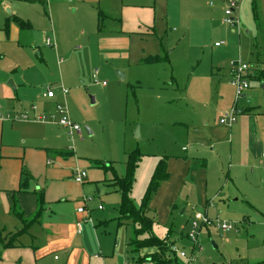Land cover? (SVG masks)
Here are the masks:
<instances>
[{
    "label": "crops",
    "instance_id": "0c3cea01",
    "mask_svg": "<svg viewBox=\"0 0 264 264\" xmlns=\"http://www.w3.org/2000/svg\"><path fill=\"white\" fill-rule=\"evenodd\" d=\"M219 1L217 6L211 4L213 8L216 6L214 12L217 13L225 9L227 2ZM238 1L242 4L247 0ZM248 1L252 3L257 19L264 17V0ZM192 2L196 3V0H180V3H189L191 7ZM36 3L49 9L45 22L41 20L40 23L27 15L24 16L27 7L35 6ZM157 16L158 0H0V72L8 71L0 77V91L6 98L12 96L7 99V107L0 108V264H124V258H120L118 242L114 240L113 235L103 234L99 228L101 225L95 226L93 215L98 211L107 212L106 198L110 195L113 197L112 203L120 206L121 194L113 183L116 177L126 176L127 162L122 172H116L112 166V176L98 169L87 171L88 164L76 158L74 151L65 152L61 148L60 144L70 136L69 130L61 127L57 119L44 123L37 120L18 121L14 118L25 113L33 119L49 116L56 111L59 104L68 106L69 100L73 101V98L69 97L70 91L66 95L62 91L69 88V85H79V79L82 77L80 71L86 68L89 61L119 59L120 62L127 61L132 64L131 42L140 44L149 39L148 37L160 36L157 31ZM14 17L29 22L22 28L13 20ZM223 21L222 25L231 29L233 34L237 33L236 30L240 33L239 27L230 28ZM33 22L36 27L43 24L50 28V31L47 28L48 31L42 34L44 38L48 36V39L54 41L52 46L43 45L44 48L35 47L32 50L26 47L32 40V35H25L24 31L32 30ZM198 27L201 33L220 36L221 39L217 42H225L224 45L213 48L216 61L223 58L229 60L233 55L238 56L239 50L235 47L233 36H229L227 32L223 33L217 25V20L213 19L211 25L202 20L198 22ZM42 34L40 37L43 41ZM93 35L98 40L94 47L90 44ZM162 38L164 41L168 36ZM169 41L170 39H166L167 43ZM77 44L79 45L75 47ZM117 51L122 53L116 54ZM31 52L42 61L49 76L55 77L53 82L56 83L57 90L53 89V98L48 99L45 96L49 88H37L36 92H33L28 89V84L26 85V79L32 84L26 74L27 68L36 69L38 61L33 58ZM154 57L163 58L161 62H168L169 59L166 53L156 54ZM145 61V57H140L136 64L150 65ZM258 62L259 72L249 91V104L252 107L245 108V112L233 127L220 124V120L219 126H214L211 125V120L215 116L221 119L223 114L230 110L234 95L226 98L224 94H218L220 101L213 108V115L216 114L214 116L209 115L205 105L198 108L195 101L190 102L192 105L188 106L189 109L193 106L198 118L191 122L195 125L193 135L191 130H188V147L182 148L186 155L167 157L169 178L160 183L159 190L150 202L151 215L158 221L154 228L155 234L164 232L163 228L167 229V235L161 237L169 236L174 246L184 238L183 231L186 230L183 225L174 230V224H183L186 216L191 225L195 214L209 217L214 210L221 216L231 213L228 211L229 203L225 201V197L232 198L234 195H225L228 186L222 187L215 179L212 180L215 170L220 171L221 165L229 164L231 177L237 169L247 178L255 174L253 169L249 170L251 166L264 169V111L260 102L258 108L252 104V88L256 85L254 82L258 81L257 86L260 84L261 89H264V60ZM49 64H52V68ZM54 66L60 68L57 78L52 71ZM18 67L23 70L22 75L16 77L14 73H17ZM64 68L67 72L71 68L80 70L74 71L73 83V76L63 74ZM125 71L128 72L126 68ZM13 89L16 94L10 93ZM197 92L201 95L200 91ZM69 114L72 121L78 124L70 108ZM76 136L77 134L73 136V143ZM94 163L91 164L98 167V163ZM143 163L141 160L135 172L136 180L131 195L138 207L149 185L144 193L139 195L141 197L137 202L133 197ZM82 169L86 170L88 179L80 185L76 183L73 172ZM24 170L28 175L25 178L31 177V180L22 189ZM232 180L234 182V179ZM261 185L264 186V180ZM86 194L92 195L94 200L87 204L88 212L81 215L78 210L83 207L82 199ZM40 195L44 196V209L42 214L38 215ZM243 197L238 196L235 201ZM248 199L251 200V197L247 196L243 200L248 202L249 208L255 209L254 198L252 197V203ZM217 201L221 202L220 206ZM90 204L94 209L90 208ZM100 205H104V209H99ZM88 218L92 222L87 221ZM78 224H81V233ZM104 225H108V222ZM129 255L132 257L130 250ZM131 262L134 263L133 258Z\"/></svg>",
    "mask_w": 264,
    "mask_h": 264
},
{
    "label": "rangeland",
    "instance_id": "374dc122",
    "mask_svg": "<svg viewBox=\"0 0 264 264\" xmlns=\"http://www.w3.org/2000/svg\"><path fill=\"white\" fill-rule=\"evenodd\" d=\"M218 2L220 1L196 0V3L192 2L191 7L189 3H180V0H158L157 31L160 36L148 37L149 39L140 44L131 42L133 54L130 61L136 64L140 57L147 60L155 58L156 54L166 53L169 56L168 62L133 66L130 62H120L119 59L109 61L100 59L87 62L86 68L81 71L71 68L67 72L64 68L63 74L73 76L72 83L75 80L74 71L82 72L79 85H69L67 89L70 91L69 97L73 98V101L69 100L68 106L83 132L81 135L77 134L74 143L66 137L64 143L60 144L61 148L65 152L74 151L76 158L88 164L87 171L98 169L109 176H112V166L116 172H122L128 161V154L133 151L139 152L144 163L139 171V181L133 197L137 202L141 197L139 195L144 193L151 181L159 161H166L168 156L186 155L182 148L188 147V130H191L193 135L195 125L191 122L198 118L193 106L192 109L188 108L192 105L190 102L198 103V108L205 105V110L210 116L216 115H213V108L220 101L219 95L224 94L226 98L235 96L234 87L228 78L233 60L241 58L243 62L252 64L255 68L252 82L259 72L258 60H264V17L257 19L252 3L248 0L242 2L238 14L240 26H234L239 27L240 33L236 30L237 33L233 34L231 29L222 25L224 10L214 12ZM38 4L27 7L24 16L27 15L37 22L41 20L45 22L49 9ZM211 4H215V8L211 7ZM185 12L187 15L184 16ZM213 19L217 20V25L223 33L227 32L229 36H233L235 47L239 50L238 56L233 55L229 60L223 58L216 61L213 48L218 43L217 40L221 39L220 36L201 33L198 27V22L205 20L211 25ZM33 24L32 30L24 31L25 35L29 33L32 35L30 36L32 40L30 43L27 42L26 47L31 50L35 47L44 48L43 45L47 46L49 37L44 38L42 33L47 32L49 27L43 24L36 27L34 22ZM162 36H168L166 39H170L169 43L166 39L162 41ZM51 41L54 42L52 39ZM97 41L93 35L91 46L94 47V44L96 46ZM119 53L122 52H116ZM32 56L38 60L34 53ZM49 66L52 68V64ZM125 68L128 72H124ZM17 69V73H14L16 77L21 76L23 70L19 67ZM27 69L26 74L33 84L25 78L29 90L36 92L37 88L46 90L49 87L57 90L56 83L53 82L55 77L49 76L42 61H37L36 69L32 67ZM52 71L57 78L60 68L54 66ZM6 73L7 70H2L0 77ZM119 73L124 75L123 79L119 77ZM104 82L106 86L103 85ZM257 82H254L256 85L252 88V104L258 108L260 102L264 111V89H261L260 84L257 86ZM197 91H200L201 95ZM10 93L17 92L13 89ZM11 97L6 98L0 91V108L7 107V99ZM250 101L242 102V108H249ZM184 118H187V122ZM219 120L217 116L213 117L211 125L219 126ZM94 162L98 163V167L91 164ZM252 169L255 174L247 178L237 169L234 170L232 178L229 164L221 165L220 171L219 169L215 170V173L213 171L215 176L212 180L215 179L222 187L228 186L225 195L234 196L225 197V201L229 203L228 211L231 213L221 216L214 210L209 217L215 220V223L217 220L221 223L226 222L231 226V230L223 231L216 226L203 228L196 250L193 251V243L188 237L192 224L190 225V221L187 222L186 216L183 224H174V230L181 225L186 227L183 231L185 236L179 243L177 242L175 249L184 252L188 258H181L179 251H176L173 264H264V186L261 185V181L264 180V169L251 166L249 170ZM238 196L244 197L236 202ZM247 196L251 197V200L248 199L250 202L252 197L254 198L255 209L249 208L246 200L244 202L243 199ZM112 201V195L106 198L107 212L104 211L106 214L98 211L93 215V220L96 222L95 226L101 225L99 228L103 234L113 235L119 244L120 258H124V263L131 264L132 257L129 255L127 245L133 236V226L130 222L119 225L117 218L120 206L117 203L113 204ZM216 203L219 206L221 204L220 201ZM90 205L92 209L93 206ZM107 222L108 225H104ZM163 229L164 232L160 233L157 230L156 234L160 237L167 235L168 230ZM189 259L192 261L189 262Z\"/></svg>",
    "mask_w": 264,
    "mask_h": 264
},
{
    "label": "trees",
    "instance_id": "16d2710c",
    "mask_svg": "<svg viewBox=\"0 0 264 264\" xmlns=\"http://www.w3.org/2000/svg\"><path fill=\"white\" fill-rule=\"evenodd\" d=\"M13 20L19 23L22 28L27 26V23L18 17H14ZM163 60V58L156 57L151 59L148 58L145 62L153 64ZM262 75H264V72ZM141 157V154L137 151L129 153L126 165V176L116 177L114 179L115 182L113 185L121 194L119 217L117 220H119V225L130 222L133 226V236L130 239L128 248L134 263L143 264L146 263V261H150L152 264H173V256H175V253L171 248L174 244L171 242L169 236L160 238L157 234H155L154 228L157 226L158 221L154 215H151L150 210V202L159 190L160 183L169 178L167 164L165 160H161L159 162L154 172L155 174L153 175L140 203L141 205L138 207L134 204L131 195L133 192L132 188L136 180L135 172L142 160ZM22 176L24 177L22 179L23 182L21 188L24 189L23 187L28 184L31 177L25 178L28 176L26 170L23 171ZM43 206L44 196L40 195V210L38 215L42 214L44 209Z\"/></svg>",
    "mask_w": 264,
    "mask_h": 264
},
{
    "label": "built area",
    "instance_id": "2783aa9c",
    "mask_svg": "<svg viewBox=\"0 0 264 264\" xmlns=\"http://www.w3.org/2000/svg\"><path fill=\"white\" fill-rule=\"evenodd\" d=\"M225 9H224V21L223 23L232 28L235 25L239 26V11H240V1L236 0H229L225 3ZM225 42H218L215 47H219L224 45ZM47 45H53V42L51 39L47 40ZM253 66L249 62H243L240 58L233 60L231 69L228 71V77L230 78L231 86L234 87V93H235V100L234 104L230 108V110L226 111L223 116L220 119V124L225 125L227 127H233L235 123L238 121V118L245 112V108H242L241 103L244 101L249 102V97H250V88L252 85V79H253ZM104 86H106V82L103 83ZM63 94H68L69 90L64 88L63 89ZM48 99L53 98L55 96V92L52 87H49L46 95ZM52 119H57V123L63 127L69 130V136L71 140H73V136L75 134H80L82 133V127L75 122L72 121L71 116L69 114V108L65 104H59L56 107V111L52 113L49 116H39L35 117L34 119L30 117L27 113L20 115L19 117H15L14 120H22V121H40V122H49ZM262 158L264 160V153H262ZM74 178L76 183L82 185L83 183L86 182L88 179V175L86 170H75L73 172ZM94 200L93 197H87L84 196L82 199L83 207L79 208L78 214L83 215V213L88 212L87 209V204L92 202ZM99 209H104V205H100ZM194 220L192 222L191 226V232H189L188 237L193 243V248L195 251L196 246L198 245L199 241V236H200V231L203 228L207 227H218L223 231H229L231 230V226L227 224L226 222H220L219 220L216 221L212 220L208 215H203V214H195ZM89 222H92L90 218L86 219ZM79 227V233H81V224H78ZM177 246H172V250L174 252L179 251L181 258H188L187 255L184 252H180V250L175 249ZM193 259V257H192ZM192 259H189L191 262ZM124 264H130L125 262ZM131 264H138V263H131ZM143 264H152L150 261H146V263Z\"/></svg>",
    "mask_w": 264,
    "mask_h": 264
},
{
    "label": "water",
    "instance_id": "95a60500",
    "mask_svg": "<svg viewBox=\"0 0 264 264\" xmlns=\"http://www.w3.org/2000/svg\"><path fill=\"white\" fill-rule=\"evenodd\" d=\"M119 77H120L121 79H123V78H124V75L121 74V73H119Z\"/></svg>",
    "mask_w": 264,
    "mask_h": 264
}]
</instances>
